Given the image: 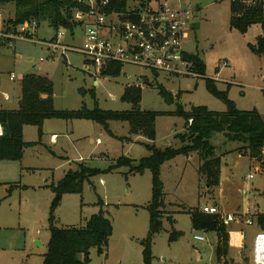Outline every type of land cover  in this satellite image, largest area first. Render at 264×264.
<instances>
[{
    "label": "rangeland",
    "instance_id": "obj_1",
    "mask_svg": "<svg viewBox=\"0 0 264 264\" xmlns=\"http://www.w3.org/2000/svg\"><path fill=\"white\" fill-rule=\"evenodd\" d=\"M174 1L170 0L172 4ZM133 2L128 0L130 5ZM178 3L193 11L190 27L183 35V48L203 61V76H155L150 71L125 66V73L101 75L94 85L95 78L81 71L83 55L74 50L52 54L45 44L62 32V44L78 46L83 43L82 33L76 26L73 33L62 28L56 32L43 21L31 39H18L12 46L0 47V105L16 108L21 79L35 73L52 82L53 105L59 110H77L83 104L88 108L97 105L102 109L128 110L131 104L122 101L121 94L125 86L139 84L142 110L175 111L176 104L167 103L158 94L160 85L179 96L186 111L192 106L224 111V101L206 86V80L211 79L215 89L225 93L236 108L256 109L264 117V53L257 55L249 48L262 34L261 26L253 24L245 33L232 28L230 0ZM13 9L11 2L0 0V12L4 15L11 16ZM10 75L15 79L10 80ZM144 80L147 83H142ZM4 93L9 100L4 101ZM109 129L114 137L100 124L84 119L44 120L40 135L37 127L25 126L23 135L29 145L22 158L0 160V264H42L50 238L49 217L54 197L50 185L68 170L77 169L78 163L105 169L120 156L137 163L150 154L147 143L157 148H177L188 142L187 138L182 141L176 137L184 133V119L174 114L156 117L153 142L143 136H132L129 142L121 140L120 137L129 136L127 122L110 121ZM52 134L56 135L54 141L50 140ZM209 143L213 154L220 158V182L216 187H209L198 173L200 157L195 151L177 155L161 166L163 227L152 238L150 264H250L254 236L264 231L258 221V215L264 214V155L260 160L251 158L247 150L240 148L241 142L229 141L221 132H213ZM127 172V167H120L92 177L90 183H83L80 193L63 194L52 211V225L57 227L83 226L100 209L109 218L112 233L108 244L102 250L91 248L88 264H143V242L149 231L151 173L145 170L142 174L126 175ZM204 205L217 206L219 218H238L226 226L228 250L219 261L215 233L192 227L190 211ZM245 219L252 224L245 223ZM174 231L179 235L170 239ZM194 235L205 239L196 241Z\"/></svg>",
    "mask_w": 264,
    "mask_h": 264
},
{
    "label": "trees",
    "instance_id": "obj_2",
    "mask_svg": "<svg viewBox=\"0 0 264 264\" xmlns=\"http://www.w3.org/2000/svg\"><path fill=\"white\" fill-rule=\"evenodd\" d=\"M13 4V13L10 21L14 25L25 21H36L38 27L41 22L47 21L56 32L62 28L73 33L76 22L73 21V13L84 7L75 0H3ZM109 8L124 10L128 0H108ZM263 0H255L254 3H244L243 0H235L230 3V26L241 33H245L249 26L259 24L262 34L257 37L255 45L249 44V48L257 55L264 53V8ZM192 68L198 75L205 73V64L196 54L188 55ZM120 66L113 65L105 74L119 76ZM155 76L156 72H152ZM142 83H147L145 80ZM206 86L216 97L221 98L225 105L224 111H213L205 106H192L186 111L182 108L180 97L172 95L163 86H158V94L171 104H176L175 111H149L140 109L141 86L132 84L125 86L120 99L131 104L128 110L102 109L95 105L93 108L85 104L77 110H59L53 105L52 82L39 74H26L20 83L21 96L15 109L0 108V160H20L24 148L29 143L23 140V126L33 125L38 128L39 135L44 120L46 119H84L100 124L109 135L114 134L109 129L110 121L127 122L129 136L120 137L121 140L131 141L132 136H143L150 142L155 140V120L160 114H174L184 119V133L176 137L187 143L183 146L157 148L153 143H147L150 154L142 157L136 163L135 160L120 156L107 168L100 169L78 163V168L68 170L56 183L50 185L54 193L50 211V238L46 252L43 254L42 264H88L91 248L102 250L106 248L108 239L112 233V224L109 218L100 209L85 221L83 226L57 227L52 225V211L59 205L60 199L65 193H80L83 183L91 181L92 177L127 167L128 174H142L145 170L151 173V199L147 205L149 212V231L143 242V264L151 262V241L155 234L162 230V216L160 208L163 205L164 191L160 179V169L164 162L177 155H188L195 151L199 155L200 165L198 173L207 181L209 187H216L220 182V158L213 154V146L209 143V137L213 132H221L229 141L241 142L242 150H247L251 158L260 160L264 155V117L256 110H240L226 94L217 91L213 80L207 79ZM43 95H45L43 97ZM179 97V98H177ZM98 204L102 205L99 201ZM192 227L195 230L212 231L215 233V254L217 260L221 259L228 250V234L222 218L217 214H205L199 208L190 211ZM258 221L264 227V214L258 215ZM179 232H172L170 239H174ZM250 261V260H249Z\"/></svg>",
    "mask_w": 264,
    "mask_h": 264
},
{
    "label": "built area",
    "instance_id": "obj_3",
    "mask_svg": "<svg viewBox=\"0 0 264 264\" xmlns=\"http://www.w3.org/2000/svg\"><path fill=\"white\" fill-rule=\"evenodd\" d=\"M75 1L84 7L75 10L72 17L83 35V43L62 44L63 33L58 32L54 41L45 44L52 54L58 50L62 54L74 50L83 55L85 62L81 71L95 78L94 81L113 65L121 67L120 73H125L123 67L129 66L171 77L198 75L188 58L190 53L183 48V35L190 27L193 11L181 6L178 0L174 1L177 5L170 0H135L124 10L110 9L108 0ZM243 1L248 4L255 0ZM37 28L34 20L14 25L10 16L0 12V47L12 46L18 39H31ZM9 79L14 80L15 76L10 75ZM252 176L250 174L249 178ZM200 211L220 213L217 206L209 205H204ZM235 220L238 218L222 215L221 221L227 226ZM244 222L252 224L249 219ZM193 239L203 241L205 238L194 235ZM249 260L250 264H264V231L254 236Z\"/></svg>",
    "mask_w": 264,
    "mask_h": 264
},
{
    "label": "crops",
    "instance_id": "obj_4",
    "mask_svg": "<svg viewBox=\"0 0 264 264\" xmlns=\"http://www.w3.org/2000/svg\"><path fill=\"white\" fill-rule=\"evenodd\" d=\"M263 8H264V7H263ZM82 72H83V71H82ZM96 83H97V82L95 81L93 84L96 85ZM5 96H7L8 99H6ZM44 96H45V95H43V97H44ZM18 98H19V97H18ZM3 99H4V101L9 100V99H10V98H9V95H8L7 93H4V95H3ZM18 100H19V99H18ZM17 103H18V101H17ZM0 106H1L0 108L7 109V108L3 107V105H0ZM9 109H11V108H9ZM12 109H15V108H12ZM46 120H50V119H46ZM25 126H26V125L23 126V130H24ZM53 136H55V137L53 138ZM50 137H51L50 140H51V141H54L55 138H56V135H55V134H52ZM23 140L26 141V140L24 139V135H23ZM26 142L29 143V141H26Z\"/></svg>",
    "mask_w": 264,
    "mask_h": 264
}]
</instances>
